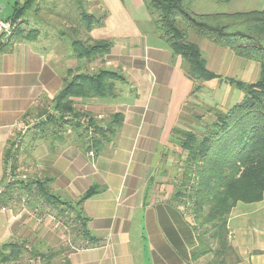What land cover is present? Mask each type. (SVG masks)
Here are the masks:
<instances>
[{
    "label": "crops",
    "instance_id": "0c3cea01",
    "mask_svg": "<svg viewBox=\"0 0 264 264\" xmlns=\"http://www.w3.org/2000/svg\"><path fill=\"white\" fill-rule=\"evenodd\" d=\"M246 1H227L229 12L254 9L247 8L253 0ZM121 2L125 8L143 4ZM187 38L218 78L246 73L253 64L193 32ZM50 45L48 38L20 39L0 53V210L6 211L7 237L1 260L193 264L199 258L191 255L197 244L192 217L174 199L187 154L177 130L201 136L214 119L202 115L201 101L192 100L195 80L182 58L157 31L112 45L102 62L124 77L116 83V97L74 101L78 109L103 117L99 126L114 114L121 117L119 128L93 148L81 129L58 125L52 99L69 74ZM258 69L255 62L254 76ZM43 187L81 211L87 236L79 232L76 211L69 204L67 211L55 206ZM227 226L234 251L227 264H264V194L257 202H238ZM10 243L21 247L15 256L9 255Z\"/></svg>",
    "mask_w": 264,
    "mask_h": 264
},
{
    "label": "trees",
    "instance_id": "16d2710c",
    "mask_svg": "<svg viewBox=\"0 0 264 264\" xmlns=\"http://www.w3.org/2000/svg\"><path fill=\"white\" fill-rule=\"evenodd\" d=\"M143 1L148 8L158 11L155 23L162 31L160 37L188 63L191 78L210 80L218 78V75L207 69L199 46L188 40L186 27H179L178 18L195 34L229 49L238 57L256 62L259 67V76L254 82H236L244 92L243 99L225 112H218L215 121L201 136L192 130H177L179 146L187 154L174 199L192 217L197 242L191 253L192 258L197 259L213 252L217 257L221 256L216 264H227V259L234 256L227 226L230 211L238 202H257L264 194V5L260 9L248 11L199 13L191 9L192 0ZM212 1L220 3L229 0ZM19 13L20 10L14 7L12 16L17 18ZM78 18L81 28L86 30L97 23L92 14L84 11L80 12ZM15 37L12 33L0 51L9 50L7 48ZM111 46V41L105 39L87 45L80 39L71 42L75 56L102 61ZM68 74L67 78L73 72ZM78 75L79 78H65L62 88L52 99V107L59 113L57 121L60 127L71 124L74 117L82 118L88 125L82 133L91 140L90 146L94 148L119 128L121 117L114 114L103 128L99 126L95 114L78 109L74 101L76 98H114L117 95L116 83L124 77L118 71L105 68ZM65 115L71 117L66 118ZM76 125L74 127L77 128ZM90 151L94 154L93 150ZM42 189V194H47L50 202L59 201L49 188ZM91 193H84L78 203ZM58 203L66 209H69V204L76 211V217L80 219L79 232L87 236L81 211L73 208L69 202ZM7 247L12 256L21 250L15 243Z\"/></svg>",
    "mask_w": 264,
    "mask_h": 264
},
{
    "label": "rangeland",
    "instance_id": "374dc122",
    "mask_svg": "<svg viewBox=\"0 0 264 264\" xmlns=\"http://www.w3.org/2000/svg\"><path fill=\"white\" fill-rule=\"evenodd\" d=\"M200 1L203 2V0H192L191 9L193 11L199 13L230 11L231 5L228 2L217 3L212 0H205L206 3H201ZM258 1L259 0H253L252 5L247 6V8L253 7L255 10L260 9L262 7V2ZM142 2L143 4L140 8H132L131 5H128L130 7L126 5L125 8L121 6V0H0V15L5 17L10 16L8 18H10L13 23L10 34L0 42V47L4 46L2 44L9 41L12 33H14V37H16L11 40V45L7 49H11L14 43L20 39L39 40L48 38L51 42L50 48H53L54 51H58L59 58L57 61L59 64L67 67L66 72H70V75L73 72V75L69 76L67 79L70 80L74 76L79 78L78 74L96 72L98 69H106V66L101 59L95 60L94 58L89 59L84 56H75L71 49L72 40L80 39L82 43L87 45L89 42L93 43L97 40L105 39L110 40L111 44L116 46L123 43L124 40H128L129 37H131L132 40H136L139 36L145 37V34H152L156 31L158 36H161L162 31L155 23L158 18V11L153 8H148L143 0ZM135 6H137V4H135ZM14 7L20 10L17 18L12 16ZM81 11L92 14L97 21L90 30L81 28L79 24L78 16ZM138 13H142L143 17L139 18ZM177 24L181 28L186 27V35L190 37L193 31L186 26L181 18L177 19ZM18 34H20L19 37H17ZM23 35H26V37H22ZM1 52L2 51H0V53ZM207 56L208 54L206 53V58H208ZM251 62L253 64L250 63L251 65L246 69V73L243 71L227 74L233 77L223 75L218 79L210 80L194 78L195 86L192 100L197 103L201 101L203 109L202 115L207 114L210 118L213 117L215 121L216 117L213 115L215 112L216 114L218 111L223 113L236 102L243 99L244 92L242 89L238 88L236 82L250 83V79H254L252 81L254 82L259 76V73L254 76L255 62ZM182 63V67L186 68L191 76L188 63L184 59H182ZM206 111H210V113L208 114ZM56 114L59 115L57 112ZM65 117L71 116L65 115ZM73 119L72 123L67 126L70 127L77 123V128L82 131L85 130V126H88L82 118L78 119L74 117ZM102 119L103 117L97 118L101 123L104 122ZM14 146L15 142L13 143V147ZM51 194L53 195L52 192ZM243 204L244 203H242V205ZM55 206H58L57 201L55 202ZM2 207L4 208L3 210H5V206H2L0 203V208ZM6 209L9 210L8 207ZM60 209L62 211H67L64 206H60ZM5 213L6 211L0 210V246L7 238L5 235ZM219 259H221V256L217 257L215 253L210 252L200 256L193 264H210L212 262L216 264V261ZM229 259H232V257L230 256L227 261H229ZM66 261V258H64L61 259L60 262Z\"/></svg>",
    "mask_w": 264,
    "mask_h": 264
},
{
    "label": "built area",
    "instance_id": "2783aa9c",
    "mask_svg": "<svg viewBox=\"0 0 264 264\" xmlns=\"http://www.w3.org/2000/svg\"><path fill=\"white\" fill-rule=\"evenodd\" d=\"M12 27H13V23L10 18L0 17V42H2L8 34H10ZM89 154L93 155L92 151H90ZM1 209L3 210L4 208L2 207ZM0 264H51V263L44 262L40 257H36L34 259H29L28 262H20L19 260L3 261L0 258Z\"/></svg>",
    "mask_w": 264,
    "mask_h": 264
}]
</instances>
